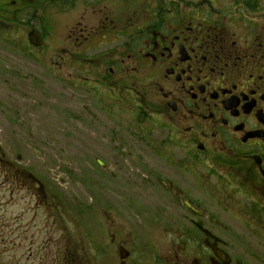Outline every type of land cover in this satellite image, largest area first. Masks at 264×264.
<instances>
[{"label":"flooded vegetation","instance_id":"flooded-vegetation-1","mask_svg":"<svg viewBox=\"0 0 264 264\" xmlns=\"http://www.w3.org/2000/svg\"><path fill=\"white\" fill-rule=\"evenodd\" d=\"M33 2L0 0L3 58L153 123L162 169L135 203L90 204L98 219L76 227L0 153V264H264V0H48L53 17L75 14L53 33L32 23Z\"/></svg>","mask_w":264,"mask_h":264},{"label":"rangeland","instance_id":"rangeland-1","mask_svg":"<svg viewBox=\"0 0 264 264\" xmlns=\"http://www.w3.org/2000/svg\"><path fill=\"white\" fill-rule=\"evenodd\" d=\"M33 1L38 15H31L37 18L32 23L51 33L75 16L67 13V18L62 14L55 18L48 0ZM2 37L0 33V41ZM7 54L12 62L3 58L0 42V153L9 159L21 157L20 165L40 179L43 201L58 206L55 209L60 221L80 215L74 219L79 221L76 227H81L87 217L89 221L98 219L97 207L87 210L90 204L109 205L106 210L113 215V204L120 203L116 201L118 195L121 204L135 203L133 195L145 192L147 172L162 169L161 160L149 147H156L150 141L161 135L160 129L147 122L135 127L122 113L103 108L97 93L68 88L59 80L55 84L46 72L48 65L43 69L25 60L21 53ZM97 159L102 161V167ZM12 196L14 205L9 209L15 213L22 195ZM84 209L87 211L83 213ZM53 261L9 258L2 264Z\"/></svg>","mask_w":264,"mask_h":264},{"label":"water","instance_id":"water-1","mask_svg":"<svg viewBox=\"0 0 264 264\" xmlns=\"http://www.w3.org/2000/svg\"><path fill=\"white\" fill-rule=\"evenodd\" d=\"M36 38H37V34H36V33L31 32V33L29 34V39H30L31 43H33V44H35V45L39 44V42L36 40ZM97 162H98V164H100V165H101V163H102V162L99 161V160H97Z\"/></svg>","mask_w":264,"mask_h":264}]
</instances>
